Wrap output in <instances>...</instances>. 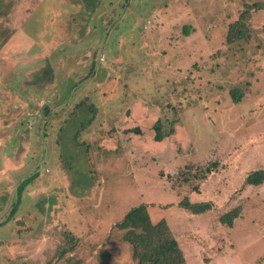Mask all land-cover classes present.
<instances>
[{
	"label": "rangeland",
	"instance_id": "1",
	"mask_svg": "<svg viewBox=\"0 0 264 264\" xmlns=\"http://www.w3.org/2000/svg\"><path fill=\"white\" fill-rule=\"evenodd\" d=\"M245 3L264 0H0V264H137L115 225L141 203L186 264H264V183L243 184L264 168V9L226 41Z\"/></svg>",
	"mask_w": 264,
	"mask_h": 264
},
{
	"label": "trees",
	"instance_id": "2",
	"mask_svg": "<svg viewBox=\"0 0 264 264\" xmlns=\"http://www.w3.org/2000/svg\"><path fill=\"white\" fill-rule=\"evenodd\" d=\"M263 9L264 4L245 3V10L229 25L226 35L227 43L233 44L243 39H248L250 36L249 21L252 13ZM189 27L191 26H184V33L186 35L190 32L188 29ZM92 72L93 71L90 72V75ZM230 97L234 103H237L242 100L243 94L239 89L233 88L230 91ZM81 107L88 109L91 113L93 112L91 118H84L81 123V129H85L87 126L91 125L93 119H95L97 107L86 97L75 106L74 112H71L72 118L77 119V111L82 109ZM174 109L173 111L176 110ZM178 119V117L173 119H169L168 117L164 119L158 118L152 128L154 131V140L156 142H162L165 138L172 136L175 132V125ZM134 131L141 135L139 128H136ZM218 168V163L216 161H211L205 167H198L200 172L197 171L200 173L198 174L200 178H206L208 174L218 170ZM36 176L37 174H34L23 180L20 183L19 189L21 188V190H23ZM186 177L188 178L189 176ZM262 183H264V168L250 171L243 184L260 185ZM179 205L194 214L204 213L213 207L211 201L192 202L188 197H184L179 202ZM241 210V206H236L221 214L218 220L221 224L232 227L234 221L240 216ZM13 211L11 214H13ZM115 226L124 231L123 240L132 246V256L137 264H186L185 253L180 248L179 242L172 233L166 219L163 218L157 222H153L148 211V206L145 203L132 207ZM68 251H70L69 248L61 247L56 251V255H58V257H63ZM68 259H70V256Z\"/></svg>",
	"mask_w": 264,
	"mask_h": 264
}]
</instances>
